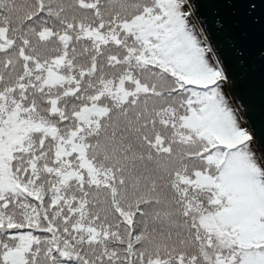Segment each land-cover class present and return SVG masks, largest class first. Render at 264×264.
Segmentation results:
<instances>
[{
  "label": "snow or ice",
  "instance_id": "1",
  "mask_svg": "<svg viewBox=\"0 0 264 264\" xmlns=\"http://www.w3.org/2000/svg\"><path fill=\"white\" fill-rule=\"evenodd\" d=\"M208 6L0 0V264H264V0Z\"/></svg>",
  "mask_w": 264,
  "mask_h": 264
},
{
  "label": "water",
  "instance_id": "2",
  "mask_svg": "<svg viewBox=\"0 0 264 264\" xmlns=\"http://www.w3.org/2000/svg\"><path fill=\"white\" fill-rule=\"evenodd\" d=\"M213 0H208V7L206 8V14L211 20V14L213 8L211 7ZM260 47V34L259 30L253 31L251 39V50L255 55ZM237 96H243L248 102L249 108L247 116L252 121L258 131V134L264 132V112L261 109V82L259 73L253 77L250 82H239L237 87L234 89Z\"/></svg>",
  "mask_w": 264,
  "mask_h": 264
}]
</instances>
